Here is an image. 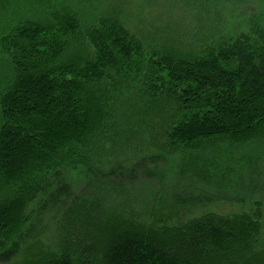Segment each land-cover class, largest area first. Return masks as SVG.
<instances>
[{
  "label": "trees",
  "instance_id": "obj_1",
  "mask_svg": "<svg viewBox=\"0 0 264 264\" xmlns=\"http://www.w3.org/2000/svg\"><path fill=\"white\" fill-rule=\"evenodd\" d=\"M161 1L179 9L175 24L189 18L187 34L160 26ZM210 1L199 22V0H9L0 21V260L264 264L260 210L156 224L146 219L152 189L175 188L171 170L160 184L134 176L154 156L264 131L263 20L224 36Z\"/></svg>",
  "mask_w": 264,
  "mask_h": 264
},
{
  "label": "rangeland",
  "instance_id": "obj_2",
  "mask_svg": "<svg viewBox=\"0 0 264 264\" xmlns=\"http://www.w3.org/2000/svg\"><path fill=\"white\" fill-rule=\"evenodd\" d=\"M129 1V0H124ZM184 1L180 0L181 6ZM199 0V10L196 17L199 22L207 15L205 4ZM22 2V1H21ZM107 0H104L106 4ZM130 3V2H129ZM9 0H0V21L3 22L7 12H12ZM162 1L154 8L163 13L160 26L172 28L181 26L179 34H187L189 18L182 19L181 24H175L174 16L179 14L178 8L170 5L161 10ZM208 6L220 15V25L212 22V26H219L224 36H232L238 31H246L248 20L258 18L264 24V0H211ZM216 10V11H215ZM167 13L173 23L166 19ZM199 14V15H198ZM188 15V14H187ZM214 21V20H213ZM159 22V23H160ZM180 23V22H179ZM170 24V25H169ZM209 26V24H208ZM192 29V28H191ZM211 28H208L210 30ZM207 30V31H208ZM201 34V33H200ZM181 36V37H182ZM154 155L158 154L153 152ZM135 178L145 176L148 183H162L165 170H171L169 187L157 185L152 193L156 202L155 212L149 222L156 224L177 225L191 219L200 218L208 214L230 216L241 213H262L264 224V131L260 132L248 142L233 143L229 140L214 139L197 153H186L175 156H154L143 160L137 166ZM173 190V191H172ZM159 218L162 220L158 221ZM23 241L18 242L15 253L19 252ZM16 256V255H15ZM15 256H12L10 262ZM0 264H9L6 259Z\"/></svg>",
  "mask_w": 264,
  "mask_h": 264
}]
</instances>
